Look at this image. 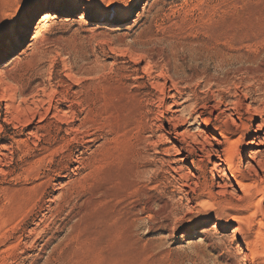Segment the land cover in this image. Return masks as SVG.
<instances>
[{"label":"rangeland","instance_id":"rangeland-1","mask_svg":"<svg viewBox=\"0 0 264 264\" xmlns=\"http://www.w3.org/2000/svg\"><path fill=\"white\" fill-rule=\"evenodd\" d=\"M142 1L133 9L137 0H0V63L26 46L47 10L77 7L38 29L29 55L10 72L13 80L23 75L20 86L41 90L43 103L30 124L9 120L0 107V264H264L256 197L231 176V187L219 188L215 158L173 139L199 121L165 106L168 92L178 102L197 93L219 101L226 89L218 82L226 79L230 94L236 87L241 102L263 111L234 108V118L251 126L242 129L246 141L257 136L264 0ZM132 10L131 23L111 24ZM251 64L263 70L244 86ZM174 112L179 123L169 121ZM213 123L212 137L233 138L221 137L231 128L224 118ZM162 132H171L168 143ZM138 155L143 179L115 181ZM236 162L246 164L241 156ZM106 188L122 214L105 239L96 217Z\"/></svg>","mask_w":264,"mask_h":264},{"label":"bare ground","instance_id":"bare-ground-1","mask_svg":"<svg viewBox=\"0 0 264 264\" xmlns=\"http://www.w3.org/2000/svg\"><path fill=\"white\" fill-rule=\"evenodd\" d=\"M143 2L144 1L142 0H137L133 9H136L139 5H142ZM75 11H77L76 6L56 7V8L47 10L37 20L36 24L33 27L34 30L32 28V32H31L32 34L30 35V41L26 44V46L22 48L14 56L0 63V107L5 106L6 113L8 115L9 120H11L12 117L14 118L16 115H18L19 124L32 123L35 119V115L38 109L41 108L40 107L41 103H43L42 100L37 99V96H39V93L41 92V90H38V89L35 90L36 89L35 87L31 89L28 86H25V87L20 86V84H22L21 76L23 75H21L20 78L13 80L15 77L12 79L10 72L13 71L20 64V62L22 61V57L28 54L29 49L38 40V34H37L38 29H42L43 25L57 18L59 14H68V13L70 14ZM89 11H90L89 9H86L85 15H81L80 19L85 20L86 17L88 16ZM132 13H133V10L125 15L119 16L113 22H111V24L113 23L117 26L128 25L129 23L133 21ZM246 70L248 71V74H247L248 76L244 80V84H245V85L243 84L244 86L247 85L246 81L249 83V81H251L252 79L254 78L256 79V77L258 76V73H260L263 69L260 64H257V65L251 64L249 67H247ZM257 78L259 80V77ZM218 83L222 87H225L226 89L222 91V93L220 92L221 95L219 96L220 97L219 98L220 100L218 99L219 101L214 100V99L209 100L207 96L202 97L199 93H197V94H194V98L191 99L193 100L191 103H188L186 101L178 102L177 100H175L176 96L173 93L168 92L167 97L169 100L165 102V106L168 107L167 108L168 111H172L173 107H176V108L181 107L182 108L181 111L188 112L189 119L191 118V119H194L195 121H199V126L197 127L196 130H192L188 128L184 130H179L175 132L176 135H175V138L173 139L180 144H185L186 145L185 151L188 153H193V152L195 153L196 151L199 150L200 152H204L206 157L210 159L212 157L215 158L213 162L211 161V163L213 164L211 169L213 171V174L219 175V178L221 179V181L217 183L219 188L227 190L228 187H231L232 184L230 185L228 182V179L231 176L233 180L238 184V186L243 191H245L249 195H254L256 197V201H254L256 202V208L262 212L259 223L261 226L264 227V180H263L264 178V149L263 150H260V149L259 150H252V149L245 150L246 145H255V143H257L259 147L260 145H263L264 147V121L258 124L257 127H255L254 129V131L257 132V136L253 137L252 139H248L246 141V137L242 133V129L247 128V130H250L251 126L247 124L246 122H244L241 116L234 118V112H236L234 111V108L235 110L236 108L243 109L245 104L241 102L240 97H238V90L236 87L234 89L235 91L232 90L234 91L232 92L234 94H230L231 89L233 88H230L229 86L230 83L228 82V80L226 79L221 80ZM42 88L44 87H41V89ZM44 93L46 94L45 90H44ZM181 93H182L181 91L177 92V94H181ZM32 103L34 104L35 107H33ZM246 105H245V108L247 107L248 112L254 111L255 113H258V114L263 113V111H260L261 109L259 110L257 107L253 108V106L250 104H248L247 106ZM237 111H240V110H237ZM215 113H217V115L214 118L213 116ZM221 117L224 118V123H225L224 126L226 125L231 126V128H228L229 130L227 129V130H224V132H221V137L224 139L227 137L228 134H232V137H233L232 139L228 140L225 143H223L224 141L222 142L220 139L216 137H212L209 132V129L211 127L217 130V127L214 125L213 120L214 119L218 120ZM181 119L183 118L181 117L175 118V112L171 113L169 116V121H172L173 123H179ZM168 134H171V132L169 133L162 132L161 139L164 141V143L169 142ZM219 146H221V149L219 148ZM172 148L175 149V145H173L172 147L165 148V152H169ZM178 155H179V158H178L179 161L185 160L183 158L185 156H182L181 152H178ZM238 156H241V159L243 161L244 160L246 161L244 168H240L236 166V163H237L236 160ZM4 157H5L4 152L0 150V164L1 165L3 163ZM140 158H143V157L138 155L136 160L134 161L135 162L134 165L132 164L133 165L132 169L130 168L124 174H117V175L114 174L116 176L115 181L117 180L120 182H124L126 184L129 181H134V182L139 181L140 178L143 177V173H144L141 169V165L139 162V160H141ZM223 163L224 164L226 163L228 165V168H226ZM229 172L231 173V175H229ZM252 176H258L259 180L252 179L253 178ZM112 177L115 178L114 176ZM122 193L123 192H121V194ZM101 195H102L101 197L103 201V203L102 202L101 203L104 204V207L101 208L102 206L100 205L101 206L100 212L101 210L103 211L99 213V215L97 214L98 216L96 215L97 216L96 219L102 221V223L101 222L100 223L102 224L103 232H100L99 229L98 231L97 230L96 231L98 233L99 232L104 233L103 235L106 239L107 237L109 238L111 236L110 235L111 227L117 223H121V218L118 216L122 214L121 212L122 208H120L118 206V203L114 201V200H118V196L116 193H114L113 190H111V188L104 189ZM90 198L92 199V197ZM91 202L94 203V201H90V203ZM98 210H99V206H98ZM97 225H98V222H97ZM213 227L215 228V226H212V228ZM260 234L264 242V230H260ZM230 239L233 241L237 239L236 231L231 232Z\"/></svg>","mask_w":264,"mask_h":264},{"label":"water","instance_id":"water-1","mask_svg":"<svg viewBox=\"0 0 264 264\" xmlns=\"http://www.w3.org/2000/svg\"><path fill=\"white\" fill-rule=\"evenodd\" d=\"M31 32H32V29H30V31L28 32L26 39H28L30 37V35L32 34Z\"/></svg>","mask_w":264,"mask_h":264},{"label":"trees","instance_id":"trees-1","mask_svg":"<svg viewBox=\"0 0 264 264\" xmlns=\"http://www.w3.org/2000/svg\"><path fill=\"white\" fill-rule=\"evenodd\" d=\"M41 30V29H40Z\"/></svg>","mask_w":264,"mask_h":264}]
</instances>
